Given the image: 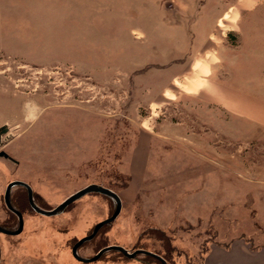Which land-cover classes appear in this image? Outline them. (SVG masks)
Masks as SVG:
<instances>
[{
	"label": "rangeland",
	"instance_id": "1",
	"mask_svg": "<svg viewBox=\"0 0 264 264\" xmlns=\"http://www.w3.org/2000/svg\"><path fill=\"white\" fill-rule=\"evenodd\" d=\"M211 80L248 89L259 117L207 101L196 86ZM3 125L0 151L14 160L0 155V225L18 227L4 199L12 180L47 209L99 183L122 209L81 245L84 257L119 244L203 264L217 240L254 248L264 242V0H0ZM12 192L26 197L24 228L0 232V264H163L118 250L74 257L114 212L110 196L87 193L47 216L25 187Z\"/></svg>",
	"mask_w": 264,
	"mask_h": 264
},
{
	"label": "crops",
	"instance_id": "2",
	"mask_svg": "<svg viewBox=\"0 0 264 264\" xmlns=\"http://www.w3.org/2000/svg\"><path fill=\"white\" fill-rule=\"evenodd\" d=\"M224 84L222 80H213L203 87L196 86V89L207 101L222 104L233 113L247 118L259 117V102L255 95L248 89ZM207 254L203 264H264V242H257L253 248L245 241L217 240Z\"/></svg>",
	"mask_w": 264,
	"mask_h": 264
},
{
	"label": "water",
	"instance_id": "3",
	"mask_svg": "<svg viewBox=\"0 0 264 264\" xmlns=\"http://www.w3.org/2000/svg\"><path fill=\"white\" fill-rule=\"evenodd\" d=\"M8 131H9V127L7 125H3L0 127V145H1L3 134L7 133ZM0 155L5 156V157H10V155L4 150L0 151ZM18 185H22V186H25L27 188L29 203H30L31 207L33 208V210L40 213V214L47 215V216H52V215H56V214L63 212L67 208V206L70 205L72 202L76 201L77 199L84 196L85 194L91 193V192L102 193L104 195L112 197L115 200L116 207H115L114 212L110 216L98 221L94 225L92 231L89 234L78 239L75 242V244L73 245L72 253L76 259L84 261V262H91V261H95V260L99 259L103 253H105L109 250H118V251H121L122 253H124L128 257H135L140 253H143L146 255H151V256L159 259L163 264H168L166 259L156 252H153V251H150L147 249H143V248L136 249L134 251H129L126 247L119 245V244L106 245V246L100 248L98 250V252L95 255H93L92 257H84L78 253V249L80 248V246L83 243H85L86 241L93 239L95 237V235L98 233V231L103 226L113 222L118 217V215L120 214L121 209H122V199H121L120 195L114 189H112L108 186L99 184V183H90V184L82 187L81 189L77 190L76 192L72 193L68 197H66L57 206H55L51 209H47V208H44V207H42L36 203V201L34 199V195H33V189L28 182L20 180V179L12 180L7 185V188H6V191L4 194V199H5V203H6L7 207L18 216L19 223H18V227L15 229H8V228H5L2 225H0V232H3L5 234H10V235H16V234H19L24 228V215L20 210L16 209L12 205V202H11L12 189ZM0 258H1V247H0Z\"/></svg>",
	"mask_w": 264,
	"mask_h": 264
},
{
	"label": "trees",
	"instance_id": "4",
	"mask_svg": "<svg viewBox=\"0 0 264 264\" xmlns=\"http://www.w3.org/2000/svg\"><path fill=\"white\" fill-rule=\"evenodd\" d=\"M18 187H20V188H24V186H22V185H18ZM111 188V187H110ZM113 189V188H112ZM19 195V194H18ZM22 197L23 196H21V195H19V197H17V198H15L14 196H13V192L11 193V202H12V205L16 208V209H18V210H20L22 213H23V204H26L27 203V201H26V197L25 198H23L22 199ZM22 202H21V201ZM27 200H28V203H29V198H28V195H27ZM22 204V205H21ZM29 205H30V203H29ZM30 207H31V205H30ZM32 208V207H31ZM33 209V208H32ZM10 210V209H9ZM11 211V210H10ZM12 212V211H11ZM12 214L13 215H15V213L14 212H12ZM107 225V224H106ZM105 225V226H106ZM104 227V226H103ZM99 232V231H98ZM98 234V233H97ZM96 234V235H97ZM95 235V236H96ZM104 247V246H103ZM118 252H121V251H118ZM147 258H152V259H156L155 257H153V256H151V255H147L146 256Z\"/></svg>",
	"mask_w": 264,
	"mask_h": 264
},
{
	"label": "bare ground",
	"instance_id": "5",
	"mask_svg": "<svg viewBox=\"0 0 264 264\" xmlns=\"http://www.w3.org/2000/svg\"><path fill=\"white\" fill-rule=\"evenodd\" d=\"M247 2H248V1H245V2H243V4H245V3H247ZM229 16H230V14H229V13H226L225 16L219 21V25H221V26L224 25V20H223V19H224V18L227 19ZM225 25H226V24H225ZM194 64H195V65H194V68H197V67L199 66V65H198V64H199V60H197ZM29 114H30V115H34V111H33V107H32V106L29 107Z\"/></svg>",
	"mask_w": 264,
	"mask_h": 264
},
{
	"label": "flooded vegetation",
	"instance_id": "6",
	"mask_svg": "<svg viewBox=\"0 0 264 264\" xmlns=\"http://www.w3.org/2000/svg\"><path fill=\"white\" fill-rule=\"evenodd\" d=\"M8 158H10V159H12V160H14V158L12 157L11 158V156L10 157H8ZM25 187V186H24ZM26 188V187H25ZM27 189V188H26ZM13 190V189H12ZM28 191V190H27ZM3 227H5V228H8V229H10L8 226H6V225H2ZM81 247V246H80Z\"/></svg>",
	"mask_w": 264,
	"mask_h": 264
}]
</instances>
